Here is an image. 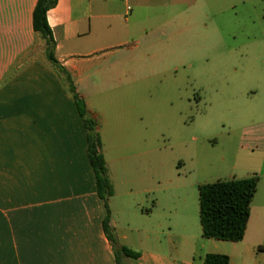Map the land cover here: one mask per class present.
I'll list each match as a JSON object with an SVG mask.
<instances>
[{
  "label": "crops",
  "instance_id": "obj_1",
  "mask_svg": "<svg viewBox=\"0 0 264 264\" xmlns=\"http://www.w3.org/2000/svg\"><path fill=\"white\" fill-rule=\"evenodd\" d=\"M37 1L0 0V264H116L103 231L104 211L75 103L32 27ZM133 1L136 10L155 11L144 17L135 13L131 23L125 19L121 24L113 0H57L47 13L54 58L72 77L97 124L113 190L110 226L120 246L139 254L135 260L121 256V263L203 264L206 255L219 254L227 256L229 264H264V156L259 164L240 165L248 170L247 177H229L258 178L242 241L205 239L200 224L196 235L193 220L164 195L148 203L151 177L134 176L138 122L133 105L116 113L112 109L118 101L104 97V112L92 107L89 88L139 81V74L150 68L145 63L155 59L157 34L180 42L192 36L190 22L204 3ZM173 28L175 32H167ZM142 40L152 42L141 46ZM129 41L136 45L122 48ZM256 92L246 91L248 99ZM255 106L264 118V95ZM254 117L246 112L239 121ZM240 144L247 150L264 146V126L243 128ZM123 216H134L141 224L124 227L119 220Z\"/></svg>",
  "mask_w": 264,
  "mask_h": 264
},
{
  "label": "rangeland",
  "instance_id": "obj_2",
  "mask_svg": "<svg viewBox=\"0 0 264 264\" xmlns=\"http://www.w3.org/2000/svg\"><path fill=\"white\" fill-rule=\"evenodd\" d=\"M113 2L121 24L125 19L131 23L135 13L144 17L155 11L136 10L133 0ZM195 13L192 36L184 41L156 35L155 59L145 63L150 68L137 83L89 88L87 95L98 112H104V97L118 101L112 109L116 113L133 105L138 122L134 176L151 177L148 203L164 195L193 220L198 235V187L247 177L240 165L259 164L264 156L263 145L247 150L240 144L243 128L264 126L255 106L264 95V0H204ZM149 42L142 40L141 46ZM135 45L129 41L122 48ZM254 88L257 92L248 99L246 91ZM246 112L255 114L253 120L239 121ZM119 220L124 227L141 224L134 216Z\"/></svg>",
  "mask_w": 264,
  "mask_h": 264
},
{
  "label": "trees",
  "instance_id": "obj_3",
  "mask_svg": "<svg viewBox=\"0 0 264 264\" xmlns=\"http://www.w3.org/2000/svg\"><path fill=\"white\" fill-rule=\"evenodd\" d=\"M57 0H38L32 14V27L44 41L45 57L60 78L63 86L73 99L85 134L86 156L94 174L96 192L102 203L104 218L103 231L114 251L116 264L121 256L135 260L139 254L127 247L120 246L114 230L110 226L108 201L113 195L108 180L104 159L100 153V139L95 119L88 113L83 99L77 94L70 74L54 58L55 43L47 23V13L56 5ZM258 178L231 179L203 184L198 187L199 224L205 239L240 242L244 238L250 204L256 193ZM203 264H229L225 255L208 254Z\"/></svg>",
  "mask_w": 264,
  "mask_h": 264
},
{
  "label": "built area",
  "instance_id": "obj_4",
  "mask_svg": "<svg viewBox=\"0 0 264 264\" xmlns=\"http://www.w3.org/2000/svg\"><path fill=\"white\" fill-rule=\"evenodd\" d=\"M127 9H129V8L127 7Z\"/></svg>",
  "mask_w": 264,
  "mask_h": 264
}]
</instances>
